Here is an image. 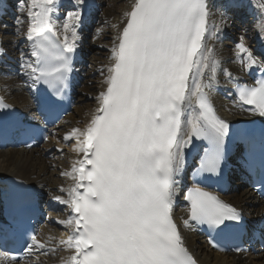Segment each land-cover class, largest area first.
<instances>
[{
  "label": "snow or ice",
  "instance_id": "snow-or-ice-1",
  "mask_svg": "<svg viewBox=\"0 0 264 264\" xmlns=\"http://www.w3.org/2000/svg\"><path fill=\"white\" fill-rule=\"evenodd\" d=\"M18 3L27 9L26 39L36 58L25 74L33 84L47 86L38 109L54 106L73 71L85 0H72L62 41L52 20L57 0ZM126 16L96 113L84 129L74 128L63 137L75 139L73 151L82 156L62 173L74 181L69 198L55 197L70 209L69 218L60 221L70 229L59 241L70 250L62 264H196L171 212L175 177L193 137L211 145L201 159L202 171L219 173L225 160L229 124L216 115L205 92L211 85L203 81L206 71L215 75L217 63L213 49L203 43L208 5L206 0H134ZM257 30L264 34V23ZM236 48L245 69H264V53L257 57L243 42ZM237 95L250 111L264 116V79L254 87H239ZM7 107L0 102V108ZM18 130L27 132L30 126L20 121ZM11 195L23 210L39 193L18 185ZM185 199L190 219L217 232L234 226L228 222H238L237 227L242 222L236 208L199 187ZM29 239L27 253L55 251L34 234Z\"/></svg>",
  "mask_w": 264,
  "mask_h": 264
},
{
  "label": "bare ground",
  "instance_id": "bare-ground-1",
  "mask_svg": "<svg viewBox=\"0 0 264 264\" xmlns=\"http://www.w3.org/2000/svg\"><path fill=\"white\" fill-rule=\"evenodd\" d=\"M133 3L134 0H125V3L120 5V11L117 12V10L114 9L110 10V13L105 19V23L108 25L107 37L109 42L98 43L100 50H102L100 54L103 56L100 62L97 61V65L99 64V66H96L98 76L94 79H87L86 73L79 72L78 78L81 88L77 89V96L83 95L88 102L76 107L77 119H71L67 124L64 131L65 135L71 133L74 128L84 129L90 122L92 116L96 113L99 107L98 97L101 92L106 90V78L109 75L108 69L114 63L112 48L118 43L119 33L126 24V13L130 11ZM206 3L208 5V17L206 23L207 30L203 43L205 48L210 47L213 49L212 55L217 63L214 76L208 71H206L203 76L204 83L211 85V87L205 88V92H209L211 100L222 117L227 120H237L238 118L244 117V113L234 104L232 97L228 95L225 90L231 79H247L246 73L248 69H245L241 62L243 54L238 53L236 45L243 42L257 57H260L258 56L259 50L264 51V34H261L257 30V25L264 23V11H261V5L264 4V0H206ZM235 3H240V5L243 4L246 10L245 16L247 15L245 21H243L240 16L235 20L237 24L245 27V30H240L242 31V35L239 39L233 36V31L229 27L230 15L228 16L226 13L228 10H233L232 5ZM57 5L58 10L52 13V17L56 26V31L63 39V23L65 22L66 13L62 12L61 5L70 6L71 10H73L72 0H57ZM85 7L86 3L83 8ZM23 8L25 12V21L23 20L24 39L22 40L25 41V52L14 53L13 50H8L10 48L6 46V42L0 40V94L8 101L23 108L25 111H31L34 108L33 95L35 90L31 78L25 73L28 71L27 65L32 64L35 66V57L31 55V42L26 39L29 24L25 5H23ZM97 15L98 13H96V16ZM6 19L7 18H4L5 21ZM245 31L248 33V37L245 35ZM84 35L85 33H83L82 39H79L78 46L79 56L83 58L85 56L86 58V54L90 53L92 46L86 45V42H84ZM228 45L234 47L228 49ZM20 49H22V47ZM2 63H7L8 65L13 63L16 66V71L18 75H20L16 80L17 86L13 85L12 78L5 77L4 71L6 69L2 71ZM85 84L92 86L89 87ZM77 100H82V98L79 97ZM190 111L191 109H187L186 112ZM67 118L68 116L64 117L59 123V126H61ZM184 119L186 121L187 117L185 116ZM56 129L53 130L52 134H56ZM59 149L57 144L51 143L46 146L44 151L38 149L25 151L17 148L0 150V179L9 176L25 180L38 187L37 189L43 200H49L47 204H43L49 219L40 227L37 239L47 244L48 249L55 248L57 253L47 256V254L41 252V255L45 254L46 257L43 255L45 260L40 259L39 264H62V261L70 255V250H66L59 243L62 239H66L70 233V229L60 223V221L69 218L70 209L68 205L59 203L55 197H61L65 200L69 198L68 191L73 186L74 181L71 177L62 175V173L69 172L73 163L80 159L79 156L81 154L74 151L67 155L65 154V158L54 153H50V157L45 156L46 152H53V150L58 151ZM224 198L230 203L237 205L240 209H248V205L250 204L256 206L253 213L258 209H264V202L255 200L253 195L245 189L238 193H230ZM173 216L180 226V233L184 241V246L193 254V257L199 263L264 264V255L253 256L240 254L238 256H230L212 251L194 229L191 227H184V214L180 206L174 207ZM58 227L64 230V234H58ZM25 259L26 257L23 259L22 263L18 264H31L30 262L26 263Z\"/></svg>",
  "mask_w": 264,
  "mask_h": 264
},
{
  "label": "rangeland",
  "instance_id": "rangeland-1",
  "mask_svg": "<svg viewBox=\"0 0 264 264\" xmlns=\"http://www.w3.org/2000/svg\"><path fill=\"white\" fill-rule=\"evenodd\" d=\"M124 3H125V0H93V4L96 7L97 11H100V12H98V14H99L98 18L100 20H97L95 22V25H94L95 27H93V29L90 30L89 33L87 32L88 34L86 35V37L88 39L87 40L84 39V42H86L87 46H89V45L92 46L90 53L86 54V58L84 56V59H85L84 63L85 62L86 63L84 64V68L82 69V70L87 71V72H85L87 79H94L98 76L96 66H99V64L97 65V61L100 62L101 57H103L100 54V51H102V50H100L98 43L101 44V43L109 42L108 37H107L108 36V25H107V23H105V19L107 18L108 14L110 13V10L114 9V10H117V12H118L121 10L120 5H122ZM16 5H17V3H16ZM17 7H18L17 9L22 13H19V15H16L15 18H13V22L10 21L9 24H5V27H6L5 30H3V31L0 30V32H1L0 33V40L6 42V46L8 48H10L8 50H13L14 53L25 52V41L22 40V39H24V35H23L24 24H23V22L25 21V19H24L25 12H24V10H22V7H20V5L19 6L17 5ZM243 19H245V18H243ZM230 27H231V30L233 31V36L236 38L238 37L237 39H239V37H241L242 31L245 30V27L243 25L238 24V26H236L235 22H230ZM240 30H242V31H240ZM244 33L247 36L248 33L246 31ZM88 35H89V37H88ZM92 44H94V45H92ZM234 45H236V44H234ZM21 47L23 50L20 49ZM227 47H228V49H232L234 46L232 47V46L228 45ZM12 65L14 67L12 72H16L17 76L15 74L12 75V73L10 72V76H9V74L6 75V73H5V77L7 76L6 78H9V77L12 78L13 85L17 86L16 80H17V78H19L20 75H18V73L16 71V66L13 63H12ZM5 69L7 70V67ZM85 85H87L89 87L92 86L89 84H85ZM83 93H84V91H83ZM79 97H81L82 100H77L71 114L68 115V118L64 121V123L57 128L56 134L51 136L50 140H48L44 144L45 149H46V146L48 144H51V143L57 144V146L60 148L58 151L53 150V152H50V153L58 154V155L65 158L67 154H69L70 152H74L73 147L76 144L75 140L71 139L69 141H64L63 137L65 136L64 131H65V128L67 127V124L71 121V119L72 120L77 119L76 107H79L80 105H84L85 103L88 102L87 99L83 95L77 96V99ZM50 155H47V152L45 153L46 157H50ZM45 201H46V203L49 202V200H45ZM48 219H49V217H48ZM57 230H58V234H60V235L64 234V230H62L61 227H58ZM50 249H52V248H50ZM44 253L47 254V256H51L52 254L57 253V252L55 250L54 252L53 251H51V252L47 251ZM45 254H43V255L46 257ZM43 255H41V253H39L36 255L38 258L32 257L28 262H30L31 264L32 263L33 264H39L40 259L45 260V257Z\"/></svg>",
  "mask_w": 264,
  "mask_h": 264
}]
</instances>
